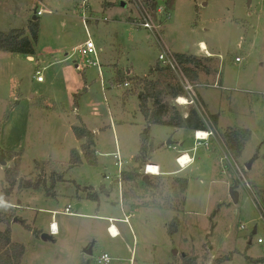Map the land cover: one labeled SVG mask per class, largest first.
<instances>
[{
	"label": "rangeland",
	"instance_id": "rangeland-1",
	"mask_svg": "<svg viewBox=\"0 0 264 264\" xmlns=\"http://www.w3.org/2000/svg\"><path fill=\"white\" fill-rule=\"evenodd\" d=\"M109 1L0 0V32L26 29L33 15L39 21L32 59L0 51V199L10 214L0 231L9 230L10 240L25 246L21 264H98L102 252L112 257L109 264H129L131 255L135 264H182L184 257L195 264H264V0H157L170 50L204 59L191 80L202 105L196 112L164 98L165 123L149 126L153 148L141 163L135 161L144 128L140 80L152 79L149 69L162 65L154 40L130 24L134 4ZM86 39L102 73L74 51ZM116 52V61L105 60ZM203 111L216 123L207 122L213 130H207V148L202 142L193 149L194 130L171 124L177 115L205 117ZM80 125L96 136L86 150L72 130ZM238 127L250 135L232 159L220 135ZM178 151L193 156L186 168L175 162ZM144 162L172 175L148 176L146 183ZM14 165L22 179L43 184L36 190L15 186L4 200V169ZM132 168L136 174L125 178ZM171 176L186 180L185 193ZM234 184L238 202L229 195ZM91 193L94 199L86 197ZM67 204L79 215L62 214ZM107 218L118 236L108 235ZM45 233L50 239L41 238Z\"/></svg>",
	"mask_w": 264,
	"mask_h": 264
},
{
	"label": "trees",
	"instance_id": "trees-1",
	"mask_svg": "<svg viewBox=\"0 0 264 264\" xmlns=\"http://www.w3.org/2000/svg\"><path fill=\"white\" fill-rule=\"evenodd\" d=\"M148 5L149 11L154 14L157 0H144ZM39 21L38 19H30L27 24V28H11L7 32H0V51L8 52L14 55L33 56L34 55V44L38 40ZM178 63L184 70L187 78L195 80L197 78L196 68L200 66V61L204 60L194 55H186L183 53H176ZM211 58V57H210ZM173 71H170L168 67L156 65L153 70L149 69V74L153 77L152 79L140 80L141 85V96L138 97V109L140 110L143 120L144 128L140 133V144L137 157L135 158L136 163L143 162L146 160V155L152 150L153 146L149 138V129L154 124H164L163 113L167 110L164 103V98H176L179 95L184 94V90L181 85L176 82L173 77ZM139 94V95H140ZM213 124L216 123L214 115L210 114L208 118ZM172 126L176 128H184L188 130H202L206 129L203 125L201 117L197 114H191L187 116L177 115L173 121ZM74 134L77 138L83 137V147L86 150L88 146L94 144L92 132L86 129L85 126L80 125L78 127H72ZM250 130L244 128H232L229 131L222 132L220 135L221 142L227 147L229 154L232 159H236L241 155L245 143L248 141ZM79 157L76 155L75 161L72 164L78 163ZM18 165L13 167H6L4 169V179L7 184L3 199L7 198V195L16 186L19 189L32 188L39 189L43 184L41 179L31 181L30 179H22L18 176ZM136 174V169L132 168L129 172H124L125 178L132 179L133 175ZM123 175V177H124ZM143 176V175H142ZM169 177V176H166ZM182 178V177H181ZM172 177L173 183L178 184L179 190L185 193L187 189V182L184 178ZM149 179V178H148ZM150 182V179H149ZM182 183V184H181ZM174 193L177 189H171ZM87 198L94 199L96 195L94 193L87 194ZM182 207V206H181ZM181 207L177 210H181ZM10 214L3 208H0V224H7ZM178 223L175 217L172 221L171 228L172 233L176 231V225ZM25 251V246L20 243H14L10 240L9 230L0 231V264H21V259ZM226 260L232 259L231 255H226ZM251 263H259L260 259L247 258ZM252 260V261H251ZM182 264H195V259L184 257Z\"/></svg>",
	"mask_w": 264,
	"mask_h": 264
},
{
	"label": "built area",
	"instance_id": "built-area-1",
	"mask_svg": "<svg viewBox=\"0 0 264 264\" xmlns=\"http://www.w3.org/2000/svg\"><path fill=\"white\" fill-rule=\"evenodd\" d=\"M120 2L121 4L123 3L122 6L125 5L126 3L128 4L129 2L131 4L132 3L134 4L133 6L135 7L137 14L133 15L130 24L135 25L136 27L142 29L145 32L147 39L154 40L157 47V52H158L157 60L160 62L159 64L164 67H168L170 71H173L176 82L179 83L182 89L184 90V94L177 96L176 98H174V100L178 104L191 106L196 110V112L197 111L200 112L201 111L200 108L202 104L199 99V94L196 92V89L194 88L196 84H194V82L190 81L187 78L184 70H182L181 65L177 61L175 52L170 50V48L167 46L163 38L162 30L164 27H162L161 24L165 23V21L159 15L161 9L160 6L158 5L156 6L153 15L151 11H149L150 9L148 5L144 2V0H119L118 3ZM83 9L86 8L84 7ZM40 14L41 11L36 12V15H40ZM83 19L87 24V20L89 18L85 17ZM91 19L96 20L97 18L91 17ZM103 21H108V19L104 18ZM78 50L80 51L81 54H83L84 63L86 66H94L99 69V73H102L100 70L98 56L91 39H86L80 45ZM35 74H36L37 82H41L42 81L41 74L38 71H35ZM123 86L128 87L129 82L128 81L123 82ZM203 113H205V111H203ZM199 116L201 117V121L203 122V125L206 126V129L193 131L194 132L193 149H195L202 142L203 145H205V147L207 148L208 146V144H206L207 137L210 135L209 134L210 132L213 133L212 127L210 125L207 126V122L211 124L210 120L208 119L209 116L207 115V113H205V117H203L201 114ZM209 127L211 128L210 132L207 131ZM202 133H205L206 135L203 136ZM174 159L176 164H178L179 169H181V168H186L189 165V163L193 161V156H190L188 154V151H178ZM116 160H117V164L115 163V165L118 166L117 179H120L121 166L119 165L120 163L119 157H116ZM143 165H144L143 167L144 174L148 176H156L161 174L160 167L158 164L146 162ZM61 213L67 215H74V216L79 215L73 210V206L71 204H67ZM107 220L110 221L111 223L110 226L108 227V233L113 236L115 235V233H113L112 231V228L114 227L112 223L114 222V220L110 218H108ZM122 220L128 222L127 216L124 215ZM49 233L51 235L57 234V226L52 221L49 224ZM257 243L262 244L263 243L262 238H257ZM96 259H97V263L99 264H108L111 261L110 256L105 252H102V254H100Z\"/></svg>",
	"mask_w": 264,
	"mask_h": 264
},
{
	"label": "crops",
	"instance_id": "crops-1",
	"mask_svg": "<svg viewBox=\"0 0 264 264\" xmlns=\"http://www.w3.org/2000/svg\"><path fill=\"white\" fill-rule=\"evenodd\" d=\"M115 1V0H114ZM114 1H109L108 3H114ZM122 5V4H121ZM126 5H127V3H126ZM111 7V6H110ZM36 19H38L37 17H36ZM107 22V21H106ZM83 23H84V27H85V25H86V23H85V21L83 20ZM83 43V42H82ZM81 43V44H82ZM80 44V45H81ZM206 49V51H208L207 50V47L205 48ZM74 51H79L78 49H74ZM203 52V51H202ZM117 54L116 55H114V54H105V60H107L108 62H112V61H116L117 59H118V55H119V53L118 52H116ZM177 53H182V52H177ZM204 53V52H203ZM209 53L211 54V55H213L214 53H212V52H210V51H208L207 52V54L209 55ZM183 54H186V55H194V56H196L197 55V53H190V54H188V53H183ZM205 54V53H204ZM206 55V54H205ZM27 58H29V59H32L34 56H26ZM197 57V56H196ZM116 63H118V62H116ZM115 63V64H116ZM128 72H130V71H128ZM131 73V72H130ZM216 85V84H215ZM217 86V85H216ZM79 121H82V119H81V117L79 118ZM82 123H83V121H82ZM84 124V123H83ZM73 130V129H72ZM92 131V134H93V140H94V143H95V140H96V136H95V134L93 133V130H91ZM74 133V132H73ZM72 133V134H73ZM171 142V141H170ZM165 145H168V147H170V145H169V143L168 144H166L165 143ZM94 147V146H93ZM95 149V148H94ZM154 149H155V146H154ZM173 149H177L176 148V145H174L173 146ZM152 152V151H151ZM95 153H96V151H95ZM190 156H192V155H190ZM208 156V155H207ZM145 163V162H144ZM160 167H161V165H160ZM160 171H161V168H160ZM160 175H163V176H170V175H172V174H168V172H165V171H161V174ZM172 177V176H171ZM92 187V186H91ZM93 188V187H92ZM237 194H238V192H237ZM238 200V199H237ZM79 207H80V204H79ZM108 219V218H107ZM108 221V220H107ZM110 222V221H109ZM110 224L111 223H109V226H110ZM108 226V227H109ZM115 227V226H114ZM51 235V234H50ZM109 235V234H108ZM110 236V235H109ZM116 236H118V234L116 235ZM111 237V236H110ZM130 264V263H129Z\"/></svg>",
	"mask_w": 264,
	"mask_h": 264
},
{
	"label": "water",
	"instance_id": "water-1",
	"mask_svg": "<svg viewBox=\"0 0 264 264\" xmlns=\"http://www.w3.org/2000/svg\"><path fill=\"white\" fill-rule=\"evenodd\" d=\"M32 18H33V20H35L36 19V16L33 15ZM168 143L169 144L171 143L170 140H167L166 141V144H168ZM3 158H4V154L3 153H0V163H1L2 166L5 165V161H4ZM249 166H250V163L246 165L247 168H249ZM148 178L149 177L146 174H144L142 176V180L145 181L146 183L149 182V179ZM234 187H235V184L229 188L230 199L233 200L234 202H238V200H237L238 199V194H237V191L234 189ZM76 207L78 208L79 207V204H77ZM253 232H254V230H253ZM41 238L44 239V240L45 239H50V235H48V234L45 233V234H42L41 235ZM84 252L87 255H91L92 254V245H90L89 247L85 248L84 249Z\"/></svg>",
	"mask_w": 264,
	"mask_h": 264
},
{
	"label": "flooded vegetation",
	"instance_id": "flooded-vegetation-1",
	"mask_svg": "<svg viewBox=\"0 0 264 264\" xmlns=\"http://www.w3.org/2000/svg\"><path fill=\"white\" fill-rule=\"evenodd\" d=\"M14 221H15V219H14ZM116 232H117V230H116ZM107 233H108V228H107ZM108 234H109V233H108ZM109 235H110V234H109ZM116 235H117V234H116ZM116 235H113V236L110 235V236H111V237H116ZM105 253H106V252H105ZM101 254H102V253H101ZM108 255H109V254H108ZM109 256H110V255H109ZM97 257H98V256H97ZM97 257H96V258H97ZM111 258H112V257H110V259H111ZM130 258H131V259H130V262H129V263H130V264H135V263H134V260H133V258H132V255H131ZM98 264H99V263H98ZM108 264H109V263H108Z\"/></svg>",
	"mask_w": 264,
	"mask_h": 264
},
{
	"label": "bare ground",
	"instance_id": "bare-ground-1",
	"mask_svg": "<svg viewBox=\"0 0 264 264\" xmlns=\"http://www.w3.org/2000/svg\"><path fill=\"white\" fill-rule=\"evenodd\" d=\"M200 44H201L202 49H203V48H206V46H205L202 42H201ZM206 53H207V52H206ZM209 54H210V53H209ZM210 55H211V54H210ZM202 135L205 136L206 134H205V133H202ZM112 231H113V233H115V235L117 234V232H116V228H115V227L112 228Z\"/></svg>",
	"mask_w": 264,
	"mask_h": 264
},
{
	"label": "clouds",
	"instance_id": "clouds-1",
	"mask_svg": "<svg viewBox=\"0 0 264 264\" xmlns=\"http://www.w3.org/2000/svg\"><path fill=\"white\" fill-rule=\"evenodd\" d=\"M8 205L6 204L5 201H3L2 199H0V208H4L7 207Z\"/></svg>",
	"mask_w": 264,
	"mask_h": 264
}]
</instances>
